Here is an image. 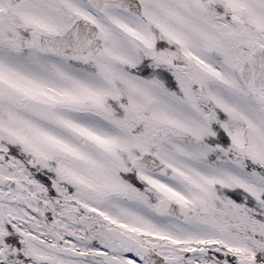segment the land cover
Returning a JSON list of instances; mask_svg holds the SVG:
<instances>
[{
    "label": "snow or ice",
    "instance_id": "snow-or-ice-1",
    "mask_svg": "<svg viewBox=\"0 0 264 264\" xmlns=\"http://www.w3.org/2000/svg\"><path fill=\"white\" fill-rule=\"evenodd\" d=\"M0 264H264V0H0Z\"/></svg>",
    "mask_w": 264,
    "mask_h": 264
}]
</instances>
